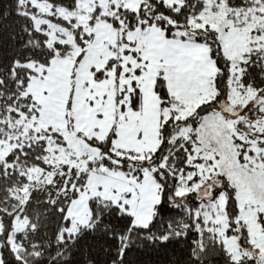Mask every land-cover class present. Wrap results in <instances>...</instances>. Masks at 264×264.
Masks as SVG:
<instances>
[{"label":"snow or ice","instance_id":"6c2138e0","mask_svg":"<svg viewBox=\"0 0 264 264\" xmlns=\"http://www.w3.org/2000/svg\"><path fill=\"white\" fill-rule=\"evenodd\" d=\"M0 264H264V0H0Z\"/></svg>","mask_w":264,"mask_h":264}]
</instances>
